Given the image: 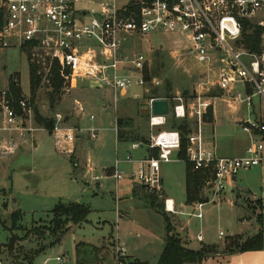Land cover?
Wrapping results in <instances>:
<instances>
[{"label": "built area", "instance_id": "2783aa9c", "mask_svg": "<svg viewBox=\"0 0 264 264\" xmlns=\"http://www.w3.org/2000/svg\"><path fill=\"white\" fill-rule=\"evenodd\" d=\"M0 16L1 48L26 47L40 54L45 64L56 63L68 90L75 89L79 82H88L97 90H109L115 110L116 96L123 98L133 88L141 89L143 95L160 88L165 90L164 81L152 75L145 54L128 53L127 41L151 34L176 38V45L184 47L195 66L211 72L191 94L196 104L197 126L186 137L185 161L194 171L210 173L206 191L216 194L234 188L239 173L264 167V0H0ZM255 33L259 34V42L252 50L246 45L245 36L253 37ZM211 90L225 92L229 106L238 104L246 108L247 118L238 122L241 132L248 137L243 156L220 157L202 138V118L212 107L210 100L215 99L206 96ZM161 99L168 103V115L154 116L151 104ZM11 104L7 91L0 92V132L17 133L23 138L24 132L35 131L22 126L24 117L30 123L33 118L28 101L22 98L17 102L19 112ZM144 106L149 132L145 143L119 142L117 120L111 124L116 147L110 177L115 188L119 182L130 180L160 196L161 166L179 162L176 154L181 142L177 131L166 128L167 120H183L186 110L177 93H170L169 98L151 97ZM77 108L79 113L83 112L82 107ZM53 119L52 134L72 154L78 132H82L67 127L58 114ZM89 121H94V117L89 116ZM85 134L90 142L97 141L96 129ZM121 144L126 145L122 156ZM13 147L9 141L10 153ZM142 151V157L133 156ZM154 151L156 157L151 155ZM85 167L90 172L93 164L86 161ZM123 167L134 169L128 171ZM204 204L188 206L192 209L188 216L202 219ZM162 205L167 214L187 215L175 209L172 199L163 197ZM116 216L119 217L117 211ZM222 236L220 232L219 237ZM196 241H202L200 234ZM116 244V263L121 264L125 250ZM54 260L56 264H67L61 256Z\"/></svg>", "mask_w": 264, "mask_h": 264}, {"label": "rangeland", "instance_id": "374dc122", "mask_svg": "<svg viewBox=\"0 0 264 264\" xmlns=\"http://www.w3.org/2000/svg\"><path fill=\"white\" fill-rule=\"evenodd\" d=\"M175 42L176 38L172 36L151 34L140 39L128 40L126 49L128 53L145 54L149 68L152 73L155 72L154 76L164 81V85L168 83L173 94L177 93L182 97L186 110L184 119L189 122L192 131L197 126V110L191 94L200 81L211 76V72L208 68L195 66L184 47L176 45ZM181 54L180 58H176ZM31 62L38 66V73L41 75V85L36 94L34 107L42 117H53L58 114L67 127L79 128L82 133L78 132L77 137L80 136L81 141L74 144L71 154L66 146L64 148L59 144L52 133L49 134L42 127L35 125L33 118L31 123L28 122L25 115L22 126L32 127L35 131L24 132L23 138L17 133L0 132V220L3 224L0 225V264H26L19 260L21 254L39 249L44 250L34 258L33 264H43L45 260L49 261L48 264H56L54 259L60 255L65 256L67 264H76L75 246L85 241L82 238L83 233L76 229L73 233L63 236L59 244L49 247L54 241L50 235L52 215L49 213L59 203L77 202L91 208L100 207L102 204L99 201L92 200L93 194H98L99 198L103 196V200L110 203L109 197L111 194L114 195L115 190L114 181L106 178L101 169L111 166L114 162L115 134L111 124L115 120H123L126 132H135L147 137L149 132L145 116L148 113L144 110V102L150 94L143 95L141 89L133 88L125 98L117 95L115 110L113 95L109 90H97L88 82H79L73 90L63 87L59 101L55 104L54 111H51L48 102L50 89L46 77L48 66L43 62V57L35 51H25L23 47L16 45L0 47V92H8L9 78L18 80L22 98L28 101L31 111L28 85V63ZM207 87L209 88V85ZM163 92V88L156 90V96H163ZM134 93L140 94L141 97L133 99ZM212 94L218 96L212 100L214 122L208 123L202 118V138L206 143L208 141L213 143L220 157L243 156L248 137L241 132L238 122L247 118L246 108L238 104L229 106L227 102L229 96L225 92L211 90L206 96ZM102 105L105 108H102ZM77 106L82 107V113L78 112ZM16 111L19 112V108ZM89 116H93L94 121H89ZM91 128L98 131L97 141L93 143L85 134V131ZM9 141L14 145L12 153L11 150H7ZM75 147L80 153V161L77 160ZM124 149L125 145L121 144L120 150ZM86 159H90L93 164L94 173L91 175H88L84 168L83 162ZM74 168L77 169V173L73 172ZM184 172V163L180 161L162 165L164 193L156 195L159 206L162 205L165 195L176 203L177 210L187 214H168L172 227L176 228L174 232L177 233L179 228L185 226V221L188 222L189 237L201 233L206 237L205 243L218 245L215 248L220 256L224 254L223 248L227 238L241 234L243 239H246L257 233L260 229L258 216L261 215V221L264 219V167L239 173L234 188L230 187L222 193L216 194L213 190H205L207 202L202 207L200 220L188 216L192 209L185 205ZM82 175H85L84 179ZM94 176L103 178L99 182L102 186L99 191L94 187L95 183L90 181ZM71 178L76 179V182ZM135 189L142 196V202L147 203L145 199L151 193L139 185H136ZM150 210L153 224L150 228L157 233L156 223L161 224L163 220L160 213ZM17 211L20 212L21 218L18 229L13 230L12 234L25 242L22 250L19 251L16 247L12 253H7L3 246L8 243L11 234L9 218ZM106 213V219L113 225V209H107ZM97 217H101V214L93 213L89 220L95 223ZM111 226L106 223L102 228L96 229L95 224L84 225L82 230L85 234L92 235L93 238L88 240L86 238V241L94 244L97 243L94 240L96 237H108L111 234ZM112 227V236L115 237V225ZM262 231L264 235V229ZM220 232L223 234L222 237H218ZM177 235L182 242L187 243V237H184L183 233L179 232ZM193 245L197 248L200 244L195 242ZM125 260L123 259V262Z\"/></svg>", "mask_w": 264, "mask_h": 264}, {"label": "trees", "instance_id": "16d2710c", "mask_svg": "<svg viewBox=\"0 0 264 264\" xmlns=\"http://www.w3.org/2000/svg\"><path fill=\"white\" fill-rule=\"evenodd\" d=\"M1 17V16H0ZM244 33V32H243ZM245 35V33H244ZM258 33L252 36H245L246 45L250 47V49L255 50L256 45L259 42ZM25 51H28L26 47H23ZM47 69V86L50 89V93L48 95V102L51 108V111H54L55 104L58 103L60 95L62 94L64 87V80L60 76L59 67L56 63H52L48 65ZM155 75V72L152 73ZM146 80L149 78L146 76ZM28 80H29V94H30V105L32 107V113L34 118V123L37 126L43 128L44 131L49 134L52 133V129L54 126L53 117H42L40 116L36 107H34V101L36 99L37 91L41 85V75L38 73V66L34 63H28ZM8 96L10 101H12L11 106L16 111L18 110L17 102L22 99L21 90L19 88L18 80L9 78L8 80ZM172 93L170 85L166 83L165 90L163 92V96H156V91H152L149 97L145 98L149 99L153 98H169V94ZM184 95L186 93L184 92ZM185 97V96H184ZM211 98H217V95L212 94L209 96ZM193 99V96H191ZM147 115L145 119L147 120ZM203 120L210 123L213 121V113L212 108H208L206 114L203 116ZM117 125L120 129L117 134V140L119 142H135L140 141L142 143L146 142V137L140 136L135 132H126L124 130L125 122L123 120L118 119ZM166 128L169 130L177 131L180 135V149L176 154V159L185 166L184 172V193H185V205L190 206L194 203H206L207 198L205 196L204 191L207 189L206 183L210 178V173L202 172V171H194L192 166L185 161V150L187 146L186 137L191 132L190 124L187 120H176L174 118H169L167 120ZM156 151L152 152V156L156 157ZM148 206L149 208L155 212L160 213L163 223L165 225V238L164 245L162 251L158 257L156 264H203L204 261L208 259H213L216 256H220L217 253L215 246H205L202 245L201 248L197 251L188 250L184 247L181 240L173 234V227L170 219H168V214L163 211V205L159 206L157 204V198L154 194H149L148 196ZM90 214V210L87 206L78 203H67V204H57L50 211L49 215H52V230L50 231V235L54 238V241L50 244V247L58 244L60 239L67 233L69 230L67 225H81L86 222L88 215ZM21 218V214L19 211L13 212L10 215V238L8 243L3 246L5 247L7 253H12L14 249L18 246V243L21 241L20 238L13 235L12 232L15 229H18L19 221ZM258 220L260 222V229L256 234L243 239L242 236L236 235L226 239V243L223 248L224 254L221 256H231L236 253H244L250 251H259L262 248L263 242V232H262V221L261 215L258 216ZM0 225H3L0 220ZM44 249H39L35 251H30V253L21 254V260L26 264H32L34 258L43 251ZM20 251V249H19ZM99 249L94 248L90 245L86 244H77L75 246V256L78 264H83L86 255L91 258H95ZM18 258H16L17 260ZM123 261L121 262V264ZM133 264H146L135 262Z\"/></svg>", "mask_w": 264, "mask_h": 264}, {"label": "crops", "instance_id": "0c3cea01", "mask_svg": "<svg viewBox=\"0 0 264 264\" xmlns=\"http://www.w3.org/2000/svg\"><path fill=\"white\" fill-rule=\"evenodd\" d=\"M128 93L126 94L125 97H127ZM125 97H123V98H125ZM140 97H141V95L137 94V93H134L132 95L133 99H138ZM212 100L213 99H211L210 102L212 104L211 108H212V113H213ZM102 108H105V106L102 105ZM213 115H214V113H213ZM213 122H214V116H213L212 123ZM80 139H81L80 136H78L76 138L75 143L77 144L78 142H80L81 141ZM206 145L214 147V145H213V143H211V141H208L206 143ZM76 147H75V149H76ZM115 147H116V143L114 145V151H115ZM119 149H120V146H119ZM125 149H126V145H125ZM125 149L123 151L119 150L120 152H122L121 155L119 153L120 156L124 155ZM76 152H77V157H78L77 160L80 161V153L77 149H76ZM133 156L136 158H140L143 156V154L134 153ZM86 161H90V159H86L83 162V164H84V168L86 170V173L88 175H91L93 172V169L90 172L87 171V169L85 167ZM166 165H168V164H166ZM73 166H76V165H73ZM111 167H112V165L102 167V169H101L103 171V173L107 176L106 178H108V179L111 178L110 177V168ZM123 168L128 170V171L134 169L131 167H123ZM73 172L77 173V169L74 168ZM82 178L84 179L85 175H82ZM95 178L97 180H95ZM161 178H162V176H161ZM101 179H103V178L95 177V176L91 177V179H90L91 183H93V184L95 183L94 187L98 191L102 189V186L99 183L101 181ZM71 180L76 182V179H74V178H71ZM118 184H117V188H115V183H114L115 190H114V195L111 194L109 197L110 203L107 201L105 202V200H103V198H102L103 196H101V198H99L98 194H93L91 196L92 200L99 201V203L102 205H99L100 207H97V208H91L88 205H85L90 210V214L88 215L86 222L81 224V225H77V226L68 224L67 228L69 230L67 231V233H70V232L73 233V231H75L77 229L83 233L82 238L85 239V241L79 242L77 244H86V245H90L94 248L99 249L95 258L93 257L92 259H89V256L86 255V258L84 259L85 261L83 264H110V261H111V264H117L116 263V256L114 253V247H116L117 242L125 250V259L126 260L122 264H133L135 262L146 263V264H156L158 257L162 251L163 245H164L165 225H164L163 221L161 222V224H160V222L156 223L154 221L158 226L157 233L154 231V229L150 228V226L153 224H152V219L150 218L151 216L149 214L150 208L148 206V202H149L148 196H147V199H145V200H147V203L142 202V200H143L142 196H140V194H138L136 192V189H135L136 184H134L130 180H123L120 182L119 186H118ZM162 189H163V179H162ZM144 197H145V195H144ZM163 197L166 198L165 195ZM68 203H77V202H68ZM65 204H67V203H65ZM78 204H80V203H78ZM174 204H175V209H176L177 208L176 203L174 202ZM107 209H111V210L113 209V213H114L113 225L110 221H108L106 219L107 218V213H106ZM116 211L118 212V216H119L118 218L116 216ZM177 211H181V210H177ZM93 213H96L97 215L101 214V217L96 218L95 223H93L89 220L90 215ZM104 215H106V216H104ZM144 220H146V221L144 222ZM106 223H109L110 226L115 225V228H116L115 237L112 236L113 227L111 226V229H110L111 234L108 237L107 236L106 237H102V236L96 237L94 240H96L97 243H94V244L86 241V238L88 240V238H93V237H92V235H90V233L85 234V232L82 230L84 225H91L92 226L93 224H95V225H97L96 229H98V228H102ZM188 225H189L188 222L185 221V226H183L182 228H179V230L177 231V233L181 232V233H183L184 237H187V243H184L181 240V242L183 243V245L186 249L192 250V251H197L201 248L202 245L217 246L218 247V245H215L214 243H205L206 237H203L201 233H200V235L202 237L201 242L196 241L197 235H195V237H192V238L189 237ZM175 229L176 228L173 227V234L176 235L177 237H179L177 235V233L174 232ZM262 229H264V219H262ZM236 235L241 236V234H236ZM236 235H233V236H236ZM60 241H61V239H60ZM24 242H25V240L24 241L21 240L18 243L19 249L22 250ZM195 242L200 244L197 248H195L193 245ZM49 247H50V245H49ZM24 253H26V252H24ZM60 256L65 258L64 255H60ZM56 257H58V256H56ZM21 258L22 257H20L19 260ZM75 261H76V264H78V262L76 260V256H75ZM33 262H34V260H33ZM48 262H49L48 260H45L43 262V264H48ZM203 264H264V235H263L262 248L259 251L236 253V254H233L231 256H216L213 259H208V260L204 261Z\"/></svg>", "mask_w": 264, "mask_h": 264}, {"label": "water", "instance_id": "95a60500", "mask_svg": "<svg viewBox=\"0 0 264 264\" xmlns=\"http://www.w3.org/2000/svg\"><path fill=\"white\" fill-rule=\"evenodd\" d=\"M151 112L154 116H167L168 115V103L165 99L154 100L151 104ZM146 189L145 186H142Z\"/></svg>", "mask_w": 264, "mask_h": 264}]
</instances>
